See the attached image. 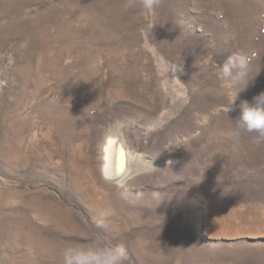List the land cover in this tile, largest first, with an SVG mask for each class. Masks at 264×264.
<instances>
[{
    "label": "rangeland",
    "instance_id": "374dc122",
    "mask_svg": "<svg viewBox=\"0 0 264 264\" xmlns=\"http://www.w3.org/2000/svg\"><path fill=\"white\" fill-rule=\"evenodd\" d=\"M238 91L264 92V0H0V264H264ZM111 134L144 167L119 182Z\"/></svg>",
    "mask_w": 264,
    "mask_h": 264
},
{
    "label": "clouds",
    "instance_id": "9594fccd",
    "mask_svg": "<svg viewBox=\"0 0 264 264\" xmlns=\"http://www.w3.org/2000/svg\"><path fill=\"white\" fill-rule=\"evenodd\" d=\"M219 75L224 80L226 86L231 87L237 78L247 74L248 61L246 58L239 56H229L222 66H218ZM248 83V82H247ZM245 84V86L247 85ZM245 86L240 89L242 91ZM232 96L229 105L226 108L227 115L229 112L238 109V115L234 118H228L233 122L231 137L239 140L243 135H252L253 143L256 145L264 144V92L253 97L250 102L241 100L238 105L237 100L239 92ZM122 254L119 252L109 253L103 264H122Z\"/></svg>",
    "mask_w": 264,
    "mask_h": 264
},
{
    "label": "bare ground",
    "instance_id": "6f19581e",
    "mask_svg": "<svg viewBox=\"0 0 264 264\" xmlns=\"http://www.w3.org/2000/svg\"><path fill=\"white\" fill-rule=\"evenodd\" d=\"M111 135L110 138H105L104 140L106 141L102 143L101 174L103 178L110 182H119L120 179L124 180L126 178L125 172L127 169L130 171L133 168L139 172V170H142L144 167L143 162L138 163L130 160V164L127 163L130 156L123 141L118 136ZM137 161H139V159Z\"/></svg>",
    "mask_w": 264,
    "mask_h": 264
}]
</instances>
